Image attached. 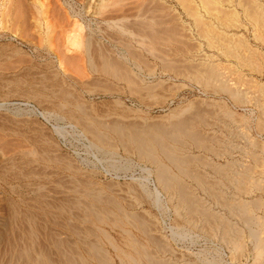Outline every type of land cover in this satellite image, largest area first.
<instances>
[{
	"label": "rangeland",
	"instance_id": "1",
	"mask_svg": "<svg viewBox=\"0 0 264 264\" xmlns=\"http://www.w3.org/2000/svg\"><path fill=\"white\" fill-rule=\"evenodd\" d=\"M185 1L191 14L180 0H0V229L7 232V240L4 234L0 237V264H35L42 258L67 264L65 254L73 252L99 264L87 251L90 243L105 248L113 264H133L137 258L149 264L144 247L175 264H264V252L257 257L252 243L239 251L224 240L220 223L236 224L249 234L226 201L264 200V0L255 5L256 17L242 6L252 0ZM117 14L127 17L125 30L104 23ZM34 17L43 27L32 25ZM154 19L159 31L174 30L171 36L162 33V43L141 33L139 24ZM69 35L76 38L74 43ZM217 36L226 37V48L239 55L227 56ZM102 55L120 61L136 76L133 89L124 79L93 67L101 64ZM203 64L215 65L223 76L217 77L237 92L219 89L217 77L215 82L196 78L192 65ZM107 83L112 85L105 90ZM65 87L74 96L61 97ZM77 101L83 107L76 108ZM174 113L190 114L209 145L223 151L199 149L187 136L169 141L182 153L206 154L223 165L221 171L197 161L191 167L216 180L215 198L192 178H183L201 206L216 214L207 223L198 213L178 214L177 202L164 191L156 200L154 172L147 180L154 160L138 155L125 130L110 128L115 122L139 129L155 121L167 126ZM85 125L104 131L106 142L98 144ZM244 168L251 172L245 182L250 189H237L232 175ZM96 190L101 201L88 195ZM93 211L106 217L99 222ZM124 212L137 216L129 220ZM140 217L148 234L138 229ZM57 240L63 242L61 248ZM160 241L167 249H161ZM10 244L29 247L33 257L17 259Z\"/></svg>",
	"mask_w": 264,
	"mask_h": 264
},
{
	"label": "bare ground",
	"instance_id": "2",
	"mask_svg": "<svg viewBox=\"0 0 264 264\" xmlns=\"http://www.w3.org/2000/svg\"><path fill=\"white\" fill-rule=\"evenodd\" d=\"M114 1V0H113ZM251 1V0H250ZM258 0H252V2H248V3H243L242 6H243V9L249 13H253L255 14V17H256V12H259L257 11L256 7L258 6ZM40 2V1H39ZM207 2V0H206ZM225 3V2H224ZM3 4V2L1 3ZM6 4V3H4ZM241 4V3H240ZM257 4V6H255ZM42 5V4H41ZM180 5L181 7L185 10L186 13L188 14H191L190 11H188V8H186L187 4H186V1L185 0H180ZM230 5V4H229ZM10 6V5H9ZM16 6V5H15ZM21 7V5H19V8ZM222 8V7H221ZM224 8V7H223ZM17 9V8H16ZM23 9V8H22ZM220 10V8H218ZM10 10V9H9ZM21 9L17 10V11H20ZM38 10V9H37ZM149 10V9H148ZM225 10V9H224ZM254 10H256L254 12ZM145 11V10H144ZM261 11V10H260ZM5 13V12H4ZM151 13V12H150ZM196 13V12H195ZM19 17L21 16V13H19ZM24 14V13H23ZM156 14V13H155ZM162 14V13H161ZM236 14V13H235ZM258 14V13H257ZM27 15V14H26ZM25 15V16H26ZM167 15V14H166ZM249 15V14H248ZM251 15V14H250ZM5 16V15H4ZM18 16V15H17ZM24 16V15H23ZM99 16V15H98ZM116 16V15H114ZM114 16H107L106 18L103 19L104 23H107L110 27H118L119 29L121 30H125L128 23L124 22V18H127L125 15H119L117 14L116 17ZM148 16V15H147ZM154 16V15H153ZM225 16V15H224ZM234 16V15H233ZM253 16V15H251ZM18 17V18H19ZM27 17V16H26ZM104 17V16H103ZM152 18H155V17H152ZM254 18V16H253ZM4 19V18H3ZM160 19V18H159ZM219 19V18H218ZM255 19V18H254ZM69 21V20H68ZM155 21V19H154ZM152 22V23H141L139 24L140 25V29H141V33L142 34H145L146 36H148L149 39H151V41H154V42H164L166 41L164 39V37H162V33H166L168 34L169 36L173 35L174 33H172L170 30H165L164 32L159 31L157 29V26H155V22ZM196 21L197 20V17H196ZM204 21V20H203ZM221 21V20H220ZM141 22V21H140ZM147 22V21H146ZM199 22V21H198ZM222 22V21H221ZM137 23V22H136ZM201 20L199 22V24H201ZM237 23V22H236ZM198 24V25H199ZM223 24V22H222ZM31 25V24H30ZM32 25L38 29H40L41 27H43V22L41 21V19L39 17H34V21L32 23ZM203 25V24H201ZM78 26H79V23H78ZM57 27V26H56ZM80 28L82 27V25L79 26ZM136 27V26H135ZM139 27V26H138ZM159 27V26H158ZM164 27V26H163ZM169 27V26H168ZM208 27V26H207ZM227 27V26H226ZM35 29V28H34ZM57 29V28H56ZM161 29V28H159ZM162 29H165V28H162ZM174 29V27H173ZM208 29V28H207ZM209 31V29H208ZM208 31L206 29H204V33H208ZM13 32V31H12ZM222 32V31H221ZM205 33V34H206ZM210 33V32H209ZM224 33V32H222ZM211 35V34H210ZM208 35V36H210ZM221 35V34H220ZM229 35V33H228ZM219 36V35H218ZM217 36V37H218ZM69 37V41L71 43H74L75 39L74 37L72 36H68ZM211 37V36H210ZM221 37V38H220ZM217 38V40H219L220 42H222V47L225 49H228V50H225L227 51L226 54H228L227 56H236L237 53L236 51L234 50H231L230 48H226V44H225V40L224 36H220ZM260 38V37H259ZM92 38L88 35L87 37V43H88V46L91 44V40ZM172 37L168 38L167 40H171ZM140 40V39H139ZM143 40V39H142ZM241 40V39H240ZM218 41V42H219ZM145 42V41H144ZM126 44V43H125ZM150 44V43H149ZM225 44V46H223ZM242 44V43H241ZM221 45V43H220ZM237 45V44H236ZM148 46V45H147ZM156 46V45H155ZM234 46V45H233ZM243 47V46H242ZM133 50V49H131ZM150 51V50H149ZM102 52V51H100ZM137 52V51H136ZM135 52V53H136ZM134 53V51H133ZM154 53V52H153ZM103 54V53H102ZM108 54V53H107ZM137 55V53H136ZM156 56L158 54H155ZM239 55V54H238ZM237 55V56H238ZM131 56V55H130ZM134 56V54H133ZM143 56V55H142ZM103 57V60L101 61V64L99 66H97V64L93 65V67L95 69H97V71L99 70V72H103L105 74H107L108 76L111 75L112 77L116 78L117 80L119 79H124L126 83H129L130 87L133 89V86L131 84H135V82L137 81L136 79V76L133 75V73L126 67L123 65V63H121L120 61L118 60H115V59H112V58H109L107 56H104L102 55ZM138 57V56H137ZM159 57V56H158ZM133 58V57H132ZM135 58V57H134ZM143 59V57H141ZM246 58V57H245ZM245 60V59H243ZM249 59L247 58V61ZM150 62V61H149ZM167 62V63H165ZM164 63L166 64V67L167 65H169V62L168 61H165ZM163 63V64H164ZM249 63V61H248ZM99 64V63H98ZM175 64V63H174ZM203 66H200L197 67L195 65H192V69L194 70V73H195V77L196 78H199L200 80L201 79H204L206 81H209L211 79H214L213 82H215L216 80V77L217 75L221 77L222 76V73H218V70H217V67H215V65H212V64H203ZM217 65V64H216ZM250 65V64H249ZM252 65V64H251ZM18 66V65H17ZM188 66V64H187ZM191 66V65H189ZM176 67V66H175ZM152 68V67H151ZM179 69V68H177ZM135 70V69H134ZM147 77V76H146ZM219 80L218 84H219V89H223V90H227L229 91V93L231 94H235V91L233 87H231L229 85V83H227V81L224 79V78H219L217 77ZM96 80V79H95ZM216 80V81H217ZM101 81V80H100ZM98 81V82H100ZM140 81V80H139ZM143 81V80H142ZM141 82V81H140ZM203 82V81H202ZM211 82V81H210ZM229 82V81H228ZM106 83V82H105ZM108 84V83H107ZM138 84V83H137ZM205 84V83H204ZM217 84V83H216ZM109 85V84H108ZM108 85H104V89H110V86L112 84H110L109 86ZM149 85V84H148ZM206 85V84H205ZM209 85V84H207ZM212 86L213 83L211 84ZM101 86V85H99ZM103 86V85H102ZM260 86V85H259ZM264 86V85H263ZM138 88L140 89V86L138 87L135 86V88ZM141 87H145V86H141ZM149 87V86H148ZM134 88V89H135ZM135 89L136 91H138V89ZM150 88V87H149ZM152 88V87H151ZM150 88V90H152ZM205 88V87H204ZM97 90V88H94ZM112 89V88H111ZM208 89V88H207ZM54 90V89H53ZM237 90V89H236ZM101 91V90H99ZM103 91V90H102ZM133 92V90H131ZM61 92V97L63 98H67V97H71V96H74V94L66 89H61L60 90ZM59 93V92H58ZM57 94V93H56ZM54 94V95H56ZM136 94V93H135ZM76 96V94H75ZM73 98V97H72ZM76 99V98H75ZM78 100V98L76 99ZM4 102V101H3ZM66 102V101H64ZM75 102V101H74ZM78 102V101H77ZM200 102V101H199ZM198 103V102H197ZM103 105V104H102ZM77 107H83L82 104H80V102L77 103ZM85 110V108H84ZM191 114V112H189ZM42 114V113H41ZM73 114V112H72ZM187 115V116H182V115H178L176 113H174L172 115V118L170 119L168 125L164 126H159V125H156L158 124L156 121L155 123L153 124V126H149L148 129L147 127H145V129L143 128H136V126L134 127H127L128 125H123V124H117L118 122H115L113 124L110 125V128L114 129L116 132H123L124 134V130H125V133L127 132V136L128 138L130 139V141H132V143L135 144V150H137V152L139 153L138 155L141 156V157H148V158H151V160L153 159L154 160V163L152 162V164H154V171L150 170L149 173H148V178L147 180H151V173L154 174V188H155V194H156V200H159L160 199V195L162 194L161 191H164L167 196H168V199L169 200H175L177 202L176 204V210L178 212V214H182V211L186 212L187 213H198V214H201L204 218H205V222H209V219L210 221H213V218H215V213H213V211H211L208 207H202L201 205L203 203L200 204V200L198 199L197 195L195 196L193 190L191 188L188 187V184L184 181L183 178H186V177H190L193 179L194 183L196 182L197 186L203 188L204 191H209V193H211V195L218 197L216 195V191H215V181L216 180H213V179H210L209 178V175H205V173H201L199 172L198 170H195V169H191L192 166L195 165L196 161L197 163L199 162H202L205 166H209L210 168L214 169L216 168V170L220 169L223 167V165H220V164H216L215 161L211 160L208 158V156L206 154H200V155H191V154H186V153H182L180 150H178V146L176 145H173L171 144L170 140H176L179 139L178 137L180 136H187L189 138V140L192 141L193 144L196 145L197 148L199 149H204L206 151H210L211 153H214V154H220V151L218 148V150L220 151H216V148L213 147V146H210L208 141H207V137L205 138L203 136L202 133L199 132V130H197L195 128V126L192 124L194 121H192L193 119L191 118V116ZM196 114V113H195ZM194 114V116H195ZM74 115V114H73ZM186 115V114H185ZM88 116V115H87ZM199 116V115H198ZM78 118V117H77ZM192 120H191V119ZM14 120V119H13ZM192 121V122H191ZM103 124V122H101ZM152 124V123H151ZM164 124V123H163ZM98 125H100L98 123ZM122 125V126H121ZM147 125V124H146ZM126 126V127H125ZM105 127V126H104ZM107 127V126H106ZM109 127V126H108ZM139 127V126H138ZM85 130L90 133V135L93 137L94 140H96L99 143H102L105 141H102L104 139V131H101L99 129H94L91 127V125H85ZM117 134H120V133H117ZM126 135V134H125ZM205 135V134H204ZM120 136V135H119ZM121 136H122V133H121ZM177 138V139H176ZM124 140V139H123ZM180 140V139H179ZM95 141V143H96ZM170 141V142H169ZM182 141V139H181ZM106 142V141H105ZM121 142V141H120ZM179 142V141H178ZM94 143V144H95ZM123 143V142H122ZM174 143V142H172ZM106 144V143H104ZM125 142V146H127ZM187 144V143H186ZM97 145V144H96ZM212 145V144H211ZM124 146V145H123ZM128 148V151H130L129 147ZM131 148V147H130ZM181 150H183L182 148H180ZM134 150V149H133ZM186 150V149H185ZM184 151V150H183ZM186 152V151H184ZM223 152V151H222ZM158 153L160 155H158ZM213 154V155H214ZM140 157V158H141ZM260 161V160H259ZM259 163V162H258ZM229 164V163H228ZM232 164V163H231ZM263 164V163H262ZM258 165V164H257ZM196 166V165H195ZM173 167H176L178 170V172H175L174 171V168ZM3 168V167H2ZM149 168V167H148ZM226 168V167H225ZM247 168V167H246ZM252 168V167H250ZM249 168V169H250ZM198 169V168H197ZM223 169V168H222ZM227 169V168H226ZM254 169V167L252 168ZM250 169V170H252ZM6 170V169H5ZM221 171V169H220ZM253 172V170H252ZM249 174H251V172L249 173V170L248 169H245L242 170V171H236L234 172V174L232 175L233 176V179L235 180V182L239 185L237 186L236 188L238 189V187L240 189H247L249 186H246V183L248 181V178L249 177ZM232 178V177H231ZM253 178V177H252ZM256 181L259 182L258 178H255ZM254 180V181H255ZM253 181V182H254ZM257 182V183H258ZM261 182V181H260ZM263 182V181H262ZM248 183V182H247ZM251 183V182H250ZM44 184V183H43ZM152 184V183H151ZM252 184V183H251ZM190 185V184H189ZM248 185V184H247ZM255 187H257L256 183L254 185ZM192 187V185H191ZM263 187V186H262ZM194 188V187H193ZM252 188V186H251ZM264 188V187H263ZM72 189V188H71ZM250 189V187L248 188ZM256 189H259V188H256ZM261 190V189H260ZM241 191V190H240ZM94 192V191H93ZM243 192V191H241ZM246 193H248L247 191H244ZM243 192V193H244ZM92 193V192H91ZM101 192L99 191H95L94 193L92 194H88V195H92V197L95 199V200H99L100 197H101ZM104 193V192H103ZM219 193V191H218ZM104 196V195H103ZM127 200V199H126ZM216 200V199H215ZM101 201V199L99 200ZM108 201H113V199H108ZM234 201V200H233ZM94 204V203H93ZM112 204V203H111ZM226 204L233 209L234 211V214H236V216H238L239 220H241V222L243 223V225L245 224V227L247 226V228L249 229V234L245 233V230L238 226V225H229L228 223H226L224 220H220V223L224 224L225 228L223 229V238L224 240H227L235 250H239V251H246L247 248H248V243H252L253 245V252L254 254L257 256V257H261L263 255V252H264V235H262L263 233V230H264V215H259L258 214V209L260 208H263L264 209V200L261 198V197H256L255 199H252V200H247V199H242V198H238V201H236L235 203H231L230 201H226ZM16 207V206H15ZM92 209V207H89ZM259 209V210H260ZM93 210V209H92ZM189 211V212H188ZM92 212V211H91ZM94 212V211H93ZM143 212V211H142ZM24 214V213H23ZM30 214L29 212L27 213V215ZM93 214V213H92ZM95 214V218L98 219L99 222H101L102 220H104V218L106 217L103 213L101 212H94ZM31 215V214H30ZM29 215V216H30ZM200 215V216H201ZM26 216V214L24 215ZM28 216V217H29ZM33 216V215H32ZM124 216L126 218H128L129 220L132 219V218H136L137 216V213H128V212H124ZM216 217H219V216H216ZM35 218V217H33ZM119 218V217H118ZM30 219V217H29ZM107 219V218H106ZM139 219V217H138ZM212 219V220H211ZM219 219V218H218ZM113 220V219H112ZM135 220V219H134ZM137 220V219H136ZM88 221V220H87ZM132 221V220H131ZM17 222V221H16ZM137 223H138V220H137ZM123 224V223H122ZM147 223H145L144 220H141V217H140V222H139V227L138 229L141 230L142 232L148 234L149 231H148V228L145 227ZM213 224H216V223H213ZM215 226V225H214ZM216 227V226H215ZM71 228V227H70ZM217 228V227H216ZM4 229V228H3ZM21 229V228H20ZM3 230L0 229V237L2 236L4 238V241H5V237H6V240H7V232L6 233H3L2 232ZM5 232V231H4ZM102 234H106L107 237H109V234L107 232H105L104 230H102ZM57 232L55 233H52V236L54 238V235H56ZM80 233V232H78ZM2 234V235H1ZM6 234V235H5ZM104 234V235H105ZM51 236V237H52ZM148 236V235H147ZM1 237V238H2ZM44 237V236H43ZM48 237V236H47ZM10 239V238H9ZM153 239V238H152ZM1 242H2V239H0ZM26 241V240H25ZM110 243H112V245L114 246V248H116L115 250L118 251V246L113 243L111 240H109ZM163 241V240H162ZM162 241H160L161 243H158L159 246L161 247V249H167V244L166 243H163ZM0 242V243H1ZM12 242V241H11ZM139 242V241H138ZM159 242V241H158ZM63 242H60V241H56V245L57 247L60 245H63L62 244ZM137 243V242H136ZM152 243V242H151ZM89 245V243H87ZM139 243H137L138 245ZM11 245V244H10ZM55 245V246H56ZM134 246L135 243L133 244ZM142 246V244H140ZM12 246V245H11ZM90 248L87 249V251H90L88 253H92V255L96 258L97 262L99 264H113L112 262V259L110 257V255L108 254V251L103 248L101 245H98V243H90ZM137 247V246H136ZM61 248V247H60ZM146 250H145V257H146V261H148L149 264H175L174 262L170 261L169 259H164V258H161L158 256H154L153 254H151L150 250H148L146 247H144ZM143 248V249H144ZM58 249V248H57ZM74 249V248H73ZM142 249V248H141ZM143 249H142V252H143ZM169 249V248H168ZM5 250V249H4ZM10 250L12 251V254L14 255V257H17V259L21 260L22 258H27L29 259L31 255V252L29 250V247H26V246H16L14 245V247L12 246L10 248ZM40 250V249H39ZM138 252L139 251V248H137ZM69 251V250H68ZM72 251V250H71ZM73 252V251H72ZM149 252V253H148ZM153 252V251H152ZM39 255L40 256H46L48 255L45 250L41 249L39 252ZM74 253V252H73ZM73 253H68V254H65V260H66V263L67 264H91L89 263L84 257H77L75 254ZM81 255V254H80ZM123 256V255H122ZM128 256V255H127ZM130 256V255H129ZM33 257V256H32ZM35 257V256H34ZM47 257V256H46ZM129 258V257H128ZM132 259V257H131ZM130 259V260H131ZM16 260V258H15ZM49 258H47L46 260H43L42 259H37L35 262V264H54V263H51L49 262ZM17 262V260H16ZM53 262V261H52ZM15 263V261H14ZM142 260L140 258V260L137 258V260H134L133 264H142ZM147 263V262H146ZM13 264V263H12ZM19 264V263H18ZM123 264H125L123 262ZM128 264V263H127Z\"/></svg>",
	"mask_w": 264,
	"mask_h": 264
}]
</instances>
